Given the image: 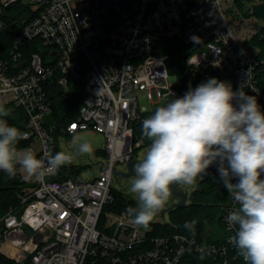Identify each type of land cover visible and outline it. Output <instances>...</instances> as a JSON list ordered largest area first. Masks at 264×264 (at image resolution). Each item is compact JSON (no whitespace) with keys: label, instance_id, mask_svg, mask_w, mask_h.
I'll use <instances>...</instances> for the list:
<instances>
[{"label":"built area","instance_id":"built-area-1","mask_svg":"<svg viewBox=\"0 0 264 264\" xmlns=\"http://www.w3.org/2000/svg\"><path fill=\"white\" fill-rule=\"evenodd\" d=\"M262 2L0 0V33L13 36L6 57L0 58V103L26 113L29 144L23 148L30 147L40 159L52 154L55 125L45 127L52 112L47 89L78 81L82 105L76 119L59 130L69 136L102 135L106 156L88 174L60 178L58 170L36 182L20 207L0 218V254L15 264H178L192 250L218 258L219 264L244 262L231 242L235 228H229L226 217L235 202L229 193L217 242L181 234L152 236L149 229L132 225L127 208L110 215L105 207L113 201L112 169L132 160L139 146L133 142L134 124L178 94L161 41L193 49L183 52L179 63L191 88L210 78L230 82L233 91L243 88L256 96L264 111V81L258 78L264 59L251 43L264 23L238 38L225 12V6L251 11ZM140 92L148 107L140 105Z\"/></svg>","mask_w":264,"mask_h":264},{"label":"clouds","instance_id":"clouds-1","mask_svg":"<svg viewBox=\"0 0 264 264\" xmlns=\"http://www.w3.org/2000/svg\"><path fill=\"white\" fill-rule=\"evenodd\" d=\"M9 115L0 103V171L9 178L22 172L25 179L43 183L75 157L93 153V145L80 139L73 141L74 152L40 159L30 147L19 146L27 133L9 124ZM142 135L150 143L128 188L136 200L126 210L132 225L148 230L174 185H193L216 163L219 182L235 202L226 217L235 228L231 242L245 264H264V111L256 96L210 78L157 107L143 120ZM196 223L184 227L194 234Z\"/></svg>","mask_w":264,"mask_h":264},{"label":"trees","instance_id":"trees-1","mask_svg":"<svg viewBox=\"0 0 264 264\" xmlns=\"http://www.w3.org/2000/svg\"><path fill=\"white\" fill-rule=\"evenodd\" d=\"M6 18V15L4 16ZM264 33V28L251 37V43L259 46L261 52L259 57L264 59V39L260 40V34ZM12 34L9 32L0 33V58H5L9 49V44L12 39ZM160 53L169 56V62L177 68L173 70L175 75V89L177 90V98L182 97L190 88L191 85L184 77V68L179 66L182 53L193 50L187 46L180 44L177 41H161ZM27 53V52H26ZM258 78L260 82L264 81V63L258 68ZM47 95L51 102L52 112L45 120V127L48 128L54 124L55 129L51 132L52 143L50 148L52 154L58 152L56 143L61 137L69 139L71 136L63 135L60 128L75 120L78 111L83 101L82 84L78 81L69 82L66 87L58 86L57 84H50L47 89ZM174 99V98H173ZM5 107L10 109V115L6 117L9 124L14 125L25 131L28 121L24 110L12 103L5 104ZM154 110L147 113L149 117ZM133 142L139 143L138 148L133 150L131 159L136 157L138 149L147 147L150 143L142 135V122H138L133 126ZM28 141H20L21 148L26 147ZM82 167L76 166H62L60 171V178L64 176L65 172L78 173ZM219 173L215 168L206 179L197 177V188L189 193L188 204L182 208L173 209L168 213V221L163 223L152 222L149 231L152 236H171L173 234H181L183 236L193 238L197 241L204 239V231L206 226L221 228V208L228 200V192L223 184L219 182ZM36 185L34 180H24L19 172L14 178H9L6 173L0 171V218L13 208H19L22 197L26 196ZM113 201L105 207V210H113L120 212L126 207H135L136 202L124 196L121 192L111 188ZM196 220L194 234L185 229V222ZM214 237L207 240V242H217ZM230 264H245L240 260L233 261L229 259ZM0 264H15L13 261L6 259L0 254ZM178 264H219V259L210 254H197L192 250H187L181 257Z\"/></svg>","mask_w":264,"mask_h":264},{"label":"rangeland","instance_id":"rangeland-1","mask_svg":"<svg viewBox=\"0 0 264 264\" xmlns=\"http://www.w3.org/2000/svg\"><path fill=\"white\" fill-rule=\"evenodd\" d=\"M228 11H232L233 13H228ZM225 12L227 13V18L229 25L231 29L235 32L238 38H242L246 34H250L253 30H256L261 24L264 23V19L259 18L255 15H253L250 11V8H237V7H231V6H225ZM246 45H249L248 42H245ZM169 73L173 75V70L177 68V64L175 63L172 65L170 62L168 63ZM173 77H175L173 75ZM138 97L140 100V105L149 106L145 96L143 93H138ZM166 102H161V105H164ZM80 139H86L93 145V153L91 156L84 155V156H78L75 157L73 162L71 164H68L67 166H76V167H82L81 171L78 173H70L65 172V174L77 176L81 172H85L86 174L89 173V171H93L97 169V162L102 161L106 158L102 148H103V137L102 135L95 133L93 131H84V132H78L71 136L69 139H64L63 137L59 138L56 143V147L58 151H65V152H74V140H80ZM34 149L37 150L38 146L37 144H34ZM147 147L138 149L136 157L134 159H140L143 154L145 153ZM126 165H118L117 171H126L125 168ZM22 179L27 180L24 178V174L22 172H19ZM134 175L131 177H122L120 175H117L113 177L112 179V188L116 189L117 191L121 192L124 196L127 198L133 199L135 202V198L129 193L128 188L130 187L131 180L133 179ZM198 181L191 185V186H184L180 185L179 189L189 193L197 188ZM23 198V197H22ZM180 198L175 197L173 195L170 196L169 201L164 206V208L156 215L153 222L156 223H163L168 221V213H166V210L170 208L173 204L179 203ZM188 204V200L186 202ZM126 208H129L126 207ZM123 211V210H122ZM120 212H114L113 210H106L110 215H118ZM219 229L212 226H206L204 231V239L207 241L208 239L214 237L219 234ZM2 255V254H1ZM5 257V256H4ZM6 258V257H5ZM8 259V258H6Z\"/></svg>","mask_w":264,"mask_h":264},{"label":"water","instance_id":"water-1","mask_svg":"<svg viewBox=\"0 0 264 264\" xmlns=\"http://www.w3.org/2000/svg\"><path fill=\"white\" fill-rule=\"evenodd\" d=\"M251 13H252L253 15L259 17V18L264 19V2H262V3H260V4L253 5V6L251 7ZM138 160H139V159H137V158H136V159H132V160H130V161L126 164V166H125L126 171H117V169L114 167V168L112 169V175H113V177H115V176H117V175H120V176H122V177H126V178L133 176V175H134V171H133V169H134V165L137 163ZM217 166H218V165H217L216 163H214L213 165H211V166L207 169V171H206L205 174H202L203 177H199V178L202 179V180H203V179H206V178L208 177V175H209V174H210L215 168H217ZM179 186H180V185H174V186L172 187V195L175 196V197H179V198H180V202H179V203H175V204H173L170 208H168V209L166 210V213H169L170 211H172L173 209H176V208H182V207H184V206L186 205V202H187V200H188V198H189V195H188L187 192H184V191L180 190V189H179ZM34 240H35V242H39V240H40V235H39V234H36Z\"/></svg>","mask_w":264,"mask_h":264}]
</instances>
